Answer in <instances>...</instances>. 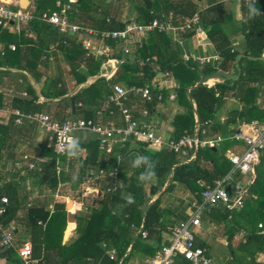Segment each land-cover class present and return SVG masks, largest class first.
I'll return each instance as SVG.
<instances>
[{
  "label": "trees",
  "instance_id": "trees-1",
  "mask_svg": "<svg viewBox=\"0 0 264 264\" xmlns=\"http://www.w3.org/2000/svg\"><path fill=\"white\" fill-rule=\"evenodd\" d=\"M102 1L104 3L101 2L102 4L95 7L88 0H79L78 4H72L67 15L68 21L72 26L77 25L81 28L74 35L71 34V31L61 32L58 27L43 20L44 13H52L58 10L56 0L35 1L32 11L35 18L21 33L19 40L15 34L5 30L1 31L0 28V40L6 46L12 42L17 45L15 51L7 47L0 51V65L3 67L25 70L35 75L38 80L39 76L36 73L42 60L47 62L50 57L57 58L62 54L71 68L69 75L72 76V79L70 81L60 73L56 77L50 78L45 84L40 91L45 99L44 103L39 102V95L30 84L26 90L32 97L15 101L16 106L22 108L24 112L47 114L52 120L60 123L76 120L80 117L100 123L99 120L104 118L113 120L114 117L121 116L119 108L110 101L116 85L128 89L145 86L151 88L152 101L145 103L142 102L140 95L133 91L130 92L126 104L132 108L136 118L142 114L143 109L147 108L151 111L159 102L167 101L172 95L171 91L176 86L177 103L185 109V112L175 117L177 139L194 130L196 120L192 101L196 104L200 133L204 131L206 134H202V138H228L235 130L232 126H239L242 121H264V100L259 103L264 87L263 61L251 59H246V62L237 61L238 53L227 45L226 35L222 38L223 41L218 43L222 60L217 67L210 64L199 66L192 60L185 61L183 43L176 41L171 33L159 29L148 32L140 40L123 41L104 37L103 33L105 32L125 30L128 23L115 22L108 15L106 7L112 0ZM63 2L68 3V0H63ZM137 3L138 15L134 23L144 25H149L158 19L163 23H172L176 27L186 17H191L200 11L192 2L172 4L169 0H137ZM249 4L247 9L252 19L245 23V30H249L246 33L248 45L245 53L260 58L264 52V0ZM218 10L219 6L211 7L202 13L205 26L211 27L210 38L215 42H217L218 24L215 23L216 20L212 21V15L216 11L218 13ZM96 11L99 15L94 14ZM90 18L95 21L94 28L91 30L95 34H90L87 31L90 29L80 23L82 20H89ZM256 18L261 20L258 21ZM29 33L34 34L35 38L28 37ZM80 35L88 36L89 38L86 39L92 38L94 40L95 38L97 40H94V43L91 42L92 44L101 41L102 44L115 52L123 51L125 53L126 48H132V50L130 49L124 61L122 60L124 56L113 55L121 64L112 78L99 77L94 83L85 85L70 95V91L86 84L90 78L101 76L103 65L108 59L113 58V56L107 55L97 56L96 50H91L85 46L84 38H81ZM191 36L192 34H183L182 38H191ZM244 62L247 66H244L242 76L235 86L229 87V83H227L217 85L218 88H210L207 85L192 88L203 77H207L218 70L231 72L236 63L242 68ZM167 73L169 76H166ZM160 77L162 78L160 79ZM168 80L172 81L174 86L171 88L162 87L164 84L161 83L163 81L166 83ZM230 88L235 89V94L232 96L242 103L243 108L240 111L232 110L226 122L222 123L219 120L218 112L224 103L225 90ZM218 90H220V95L217 96ZM46 107L49 110H46ZM132 138L135 137L129 139ZM115 142L111 140L105 147H101V140L98 139L91 151L86 149V155L80 157L78 162H72L71 167L74 168V172H66L65 174L66 178L73 180L75 184H80L86 177L92 176L94 171L103 170L104 175L108 177L113 170L117 169V180L123 181L122 187L115 188L113 185H108L110 188L101 198L99 208L95 209L89 218L87 230L70 245H62L63 234L67 226L68 212L66 206L57 203L53 213L45 207H29L24 218L28 227L25 231L24 240L18 241V235L14 233L11 247L0 246V259H5L8 264H23L18 250L25 243L32 245L33 258H41L43 261L41 263L44 264H47L49 255L51 256L52 253L57 259V263L54 264H125L129 260V257L125 258V256L130 247L131 256L140 253L143 248H145V252L153 253L151 254L153 257L157 255L158 252L150 251L151 245L148 242L141 240L139 236L134 241V237L144 211H146V227L155 214L154 208L145 207L148 198L145 191L146 185L151 183L153 179H158L163 184L162 182H165L171 174L172 168L180 163L177 158L178 154L168 149H163L158 154L153 152L154 155L149 157L152 164L145 166L134 161L136 160L134 156L120 159V156H124L128 151L129 140L121 141L122 143L120 141ZM235 143L239 144L237 141ZM71 145L64 155L58 154L54 144L50 149L42 151L47 159H44L45 161L42 163L41 174H35L39 182H48L54 189L58 187L59 161L61 158L70 157L69 155L74 150L71 149ZM205 157H210L214 162L213 169L210 170L212 173L209 179L211 185L216 180L224 179L233 168L232 163L227 160L217 145L199 150L197 159ZM174 170L175 180L178 178V181L188 184L199 181L197 180V172L199 171L196 163L183 164ZM255 174L253 183L247 186L248 195L245 197V205L242 210L235 211L233 215L223 205L213 207L210 210L214 212V216L217 212L216 217L221 221H226L232 217L228 231L231 233L228 242L230 245V264H264V259L259 261V256H264V236L259 235V225H264V151L260 164L255 167ZM237 176L243 177L241 174ZM239 177L236 179L246 184L245 179H239ZM21 189L22 187L14 182L0 184V208L3 206L6 208V212L0 215V225L4 226L5 223L18 220V212L23 206L21 203L23 200L20 198ZM204 189L202 187L201 191L203 192ZM128 193L131 194V200L124 196ZM151 194L154 196L156 191H152ZM4 197L9 200L7 205L2 202ZM121 205L124 208L122 213L118 215V206ZM235 235L240 238L237 243L234 242ZM196 245L203 247V243H199L198 239ZM112 249L117 251V256L114 259L111 258L110 254ZM122 259H124L123 263ZM173 264L190 263L183 255H178Z\"/></svg>",
  "mask_w": 264,
  "mask_h": 264
},
{
  "label": "crops",
  "instance_id": "crops-1",
  "mask_svg": "<svg viewBox=\"0 0 264 264\" xmlns=\"http://www.w3.org/2000/svg\"><path fill=\"white\" fill-rule=\"evenodd\" d=\"M6 1V5L11 9L13 7L24 9L22 8V0ZM35 1L36 0H28L29 7L25 10L33 11ZM78 1L79 0H74L73 4H78ZM88 1H90V3H93V7L104 3L102 0ZM169 1L172 4L192 2L198 7V10H200L196 14H199L200 16V26L204 29L205 34L200 35L195 33L194 31H189L187 33H177V35L175 36L172 34L173 38L176 41H181V43H183L182 45L184 46L185 54L190 55L192 57V61L199 66H202L204 64L200 63L197 60L198 58H212L215 56L220 57V47L218 43L223 41L222 38L225 35L227 37V45L232 47V50L234 52L238 53L237 61L243 60L246 62V59L259 60L245 53L248 45V37L246 33L249 31L245 30V23L247 20L252 19L247 9V6L250 4H248L245 0ZM137 4V0H112V2L109 3L106 7L108 15L112 17L115 22L124 24L135 22V18L138 15V10L136 7ZM218 6V13L216 11L212 15V21L216 20L215 23L218 24V32L216 35L217 42H215L210 38L211 27L205 26L204 21L202 20V13L208 11L211 7ZM94 14L99 15L98 11L94 12ZM256 20L260 21L261 19L256 18ZM80 23H82V26H85L90 30H92L94 28L93 26L95 25L94 19L91 18L89 20H82ZM28 25L29 24L22 25L20 31L8 32L15 34L19 40L21 38V33L25 30V28H27ZM1 31H3L2 28ZM71 34L74 35L75 33L71 32ZM183 34H192V36L191 38L185 37L184 39L182 38ZM80 36L81 38H84L85 46L87 48L88 43H94V40H97L95 38L94 40L92 38L86 39L89 38L88 36ZM28 37L35 38L34 34L32 33H29ZM97 42H95V44L91 43L92 45L89 46L91 50H96L97 56L100 55V52L107 56H113L116 54L119 57L122 55L124 56V58L122 59L123 61L125 59V56H127V54H125L123 51H120V53L117 51L115 52L110 47L102 44L101 41ZM10 45H15L17 47L16 43L14 42L6 46L4 42L0 40V51H3L5 47L10 49ZM130 49L132 50V48H129V50ZM262 56H264V52ZM53 57H50V60H48L47 62L42 60V63H40V65L38 66V71L36 73L39 76L38 80L35 78V75H32L25 70L7 68L3 67V65H0V184H5L8 182L19 184L22 187L20 191V198L21 200H23L21 202L23 206L18 212V220L9 222L8 224L5 223L4 226L2 224L0 225V237L4 231L14 228V232L18 235L17 237L19 238L18 241H23L25 238V231L28 229L26 223L24 222L27 208L45 207L47 210H51V212L53 213L55 205L57 203H62L66 206L68 212L67 226L63 234L62 245L68 246L87 230L89 218L91 217L93 211L99 208L101 198L110 188L108 187V185H113V187L115 188L122 187L123 181L121 179L117 180V172L115 176H111V173L114 170L108 177L104 175L103 170L99 172L94 171V173L92 172V176L90 175L89 177H86L80 184H75L73 180L66 178V172H74V168L71 167L72 162H78V159L80 157L86 155V149H88V151H91V149L96 144L95 142L98 141L96 135L90 132L82 131L76 133L75 135L74 143L71 145V149L73 148L74 150L73 153L69 155L70 157H65L63 159L61 158L59 161L61 166H58L57 171V173L59 174L58 187L54 189L48 182L42 183L37 180L35 174H41L43 165L42 163L47 159L46 155H44L42 151L44 149H50L53 146V142L50 140V134L38 123L23 119L22 123L18 124L16 122L17 117L16 115H14V112L19 111L26 115L38 113L24 112L22 108L16 106L14 103L19 99H30L32 97V95L28 94V91L26 90L27 86L30 84L33 86V89L36 90L37 95H39V102L44 103L45 99L42 97L40 91L42 90V88H44L45 84L48 83L50 78L56 77L58 74L62 73L64 78L66 77L69 81L72 79V76L69 75L71 68L66 63L64 56L61 54L57 58ZM112 59H116V57L113 56ZM221 60V57L219 61L211 59L210 62L206 64L217 67L218 63ZM245 62L242 64V68L241 65L236 63L234 70L232 69L231 72H223L226 74H239V78L237 80L223 81L213 79L204 85H207L210 88H218L220 84L227 83H229V87L235 86L237 81L242 76L244 66H247ZM118 63L121 64L119 60ZM120 64H118V66H120ZM109 70H111V66L106 65L105 63L102 67L101 74ZM216 72L222 71L218 70ZM99 77L101 76L90 78L86 84L77 87L74 91H70L69 94L71 95L73 93H76V91H78L83 86L94 83ZM161 78L162 77H160V79ZM164 82L165 81L161 83L164 84L162 87L171 88L172 86H174V83L170 80H168L166 83ZM175 89L172 90L174 92L171 91V94L176 96ZM217 94L220 95V90L217 91ZM234 94L235 89L233 88L225 90L224 103L222 105V108L218 112L219 120L222 123L226 122L232 110L236 109L240 111L243 108L242 103H240L238 99H235L232 96ZM176 98L171 99V97H169L167 101L164 102L163 100L159 102L158 105L151 111L146 108V110H148L147 116H143V114H140L137 116V118H135L140 122H145L146 124H148L151 130H153L158 136H161L164 140H178L176 138L177 129L175 126V117L178 114L185 112V109L178 105ZM263 100L264 87L262 88L259 103L263 102ZM192 103H194V117L196 120V124L194 126L193 132H191L190 134L193 136L197 135L196 137H198V140L200 141L213 139L201 137L202 134H206L204 131L200 133V124L198 115L196 113V104L194 101H192ZM45 109L49 110V108L47 107ZM78 119L84 118L80 117ZM103 120H99V122L107 126H125V123L121 116L114 117L113 120H108L106 118H104ZM242 122L239 123V126ZM239 126H232V128H235L236 130V128L238 129ZM232 134L228 138L226 137L227 139L221 137L223 141H221L217 145L221 148V151L226 156L227 160H229V157L227 156L229 152L242 153L245 149V146L242 142L236 144V141L234 142V140H231ZM128 140V151L124 156H120V159L134 156V159H136L134 161L138 163L140 162L141 165L148 166L152 164V160L149 157L153 156L154 153L158 154L157 148L153 147L155 149H151L152 146H150L147 142L137 138H128L127 141ZM82 146H84V148H82ZM207 148L212 147L200 146L198 148L195 147L192 149L187 148L185 154H178L177 158L180 160V163L172 168L171 174L165 182H162L163 184H161L158 179H153L151 183H148L146 185L145 191L148 198L146 200L145 207L154 208L155 214L151 217V222H149L148 227H146V211H144V213L142 214V219L139 222L134 241L139 236L141 240L146 241L151 245L150 251L152 252H159L161 248L168 247L172 244L173 229L177 224L186 222L191 219L193 213L199 206L202 205L203 202L201 196V188H205L206 186L211 185V183L209 182L210 176L212 174L210 170L213 169L212 166L214 162L210 157L197 159L199 150ZM163 149L165 148H160L159 152H161V150ZM137 158L140 159L137 160ZM195 163L199 171L197 172V180H199L198 182L188 184L186 182L178 181V178L175 180V168L183 164L190 165ZM31 165H33V167H31ZM237 175L236 178L239 177ZM240 178L245 179L244 176L239 177V179ZM152 191H156V194L154 196H152L151 194ZM124 196H126V198L130 200L132 199L131 194L129 193L125 194ZM123 208L124 207L122 205L118 206V215L122 213ZM210 210H205L202 213V224L201 227L197 230L198 242L203 243V247L207 249V252L214 258L217 264H230V252L227 251L226 248L230 250V245L228 242L231 237V233L228 232V225H230L232 217H230V219L226 221H221L216 217L217 212L214 216V212ZM238 211L240 210H236V212ZM71 225H74V228L70 232L69 237H67L66 233L70 229ZM143 231L147 233L146 237L142 235ZM239 240V236L235 235L234 242L237 243V241ZM144 250L145 248H143L140 253L131 256L132 252L130 247L125 256V258L129 257V260L125 264H151V258H153V255L151 254L153 253L145 252ZM112 251H115L116 257L117 251L115 249H112L110 252ZM261 256L263 255L259 256V260H261ZM124 259L121 260L122 263ZM41 262H43L41 258H33L31 264H44ZM54 263H57V259L56 256L52 253L51 256L49 255L47 264ZM0 264H8V262L5 259H0Z\"/></svg>",
  "mask_w": 264,
  "mask_h": 264
},
{
  "label": "built area",
  "instance_id": "built-area-1",
  "mask_svg": "<svg viewBox=\"0 0 264 264\" xmlns=\"http://www.w3.org/2000/svg\"><path fill=\"white\" fill-rule=\"evenodd\" d=\"M248 4L255 3L257 0H245ZM74 0H68V3H64L63 0H56L57 11L52 13L46 12L43 14V20L55 27H58L61 32L80 31L79 26H72L68 21V12L72 7ZM5 0H0V28L7 31H20L21 26L33 20V16L22 10H12L6 5ZM159 29L166 31L174 36L177 33H187L194 31L197 34H205L204 29L200 26L199 14H194L191 17H186L181 25L173 26L171 23H163L158 19L154 20L149 25L128 23L125 30L112 31L103 33L104 37H111L113 39H119L127 41L129 39L140 40L148 32ZM90 34H95L91 30H87ZM88 43V48L91 46ZM10 50L15 51L16 46L10 45ZM99 52V51H98ZM130 50L125 49V53L128 54ZM103 53L100 52L99 56ZM104 55V54H103ZM185 61H191L192 57L188 54L183 56ZM219 61L220 57L215 56L212 58L203 57L197 60L206 64L210 60ZM106 65L111 66V70L101 74V77L110 79L114 76L118 68L117 59H108ZM166 76H169L167 73ZM135 92L140 95L142 102L152 101V90L149 86L143 88L132 87L128 89L121 85L114 87L113 95L110 97V101L119 108L121 117L125 123V126H107L101 123H97L93 120H68L64 123L52 120L47 114H23L19 111L14 112L16 115V122L21 124L23 119H27L31 122H36L41 125L49 134L50 140L55 145L58 154H66L68 148L74 143L75 135L78 132H90L97 136L101 140V147H105L108 142L114 140L116 142L126 141L130 137H135L140 140H144L150 146L155 148H165L176 154H185L186 149L202 147H215L222 139L211 140H198V137L189 133L185 134L178 140H164L161 136H158L148 124L138 121L132 108L128 107L126 102L128 101L130 92ZM219 94H217L218 96ZM171 99H175V95L170 96ZM143 116L148 115V110H142ZM231 140L242 142L245 149L242 153L229 152L228 157L232 163L231 172L222 180H216L213 185L205 187L202 196V205L197 208L193 213L191 219L186 222L177 224L173 229L172 244L168 247L162 248L157 255L151 258V264H173L174 259L178 255H183L190 264H217L212 256L207 252V249L202 246H197V230L202 224V213L205 210H210L213 207L223 205L229 212H235L236 210L243 209L245 205V197L248 195L247 186L253 183L256 177L255 167L260 164L261 156L264 151V121L253 120L251 122L243 121L235 133L231 136ZM33 167V165H31ZM115 169L111 176L116 175ZM241 174L245 177L246 184L241 180L236 179V175ZM4 205L9 203L7 197L2 199ZM6 212V208L3 206L0 208V215ZM14 228L6 230L1 235L0 246L11 247L14 239ZM144 237L147 236L145 231L142 232ZM259 235L264 236V225H259ZM242 237L244 235L242 234ZM19 257L24 264H31L33 261V247L30 243H25L18 250ZM111 258H115V251H112ZM262 261V260H259Z\"/></svg>",
  "mask_w": 264,
  "mask_h": 264
},
{
  "label": "water",
  "instance_id": "water-1",
  "mask_svg": "<svg viewBox=\"0 0 264 264\" xmlns=\"http://www.w3.org/2000/svg\"><path fill=\"white\" fill-rule=\"evenodd\" d=\"M28 7H29L28 0H22V8L28 9ZM257 59L264 62V56L257 58ZM238 78H239V74L234 75V74H226L223 72H216V73H213V74L203 78L197 85H194L192 88H196V87H199L201 85H204L213 79L214 80L218 79V80L228 81V80H237Z\"/></svg>",
  "mask_w": 264,
  "mask_h": 264
},
{
  "label": "rangeland",
  "instance_id": "rangeland-1",
  "mask_svg": "<svg viewBox=\"0 0 264 264\" xmlns=\"http://www.w3.org/2000/svg\"><path fill=\"white\" fill-rule=\"evenodd\" d=\"M5 2L7 3V1L5 0ZM12 10H15V11H18V10H22V11H25V12H27V13H29V14H31L32 16H33V20H34V18H35V16H34V14H33V12L32 11H27V10H25V9H19V8H12ZM32 20V21H33ZM32 21H30V22H32ZM30 22H28V23H25V24H29ZM25 24H23V25H25ZM59 73V72H58ZM151 149H155V148H153V147H151ZM157 151H158V153H159V151H160V148H157ZM228 156V155H227ZM71 208V207H70ZM229 226V225H228ZM226 250L227 251H229L230 252V250L229 249H227L226 248ZM263 259H264V256H261V260L263 261Z\"/></svg>",
  "mask_w": 264,
  "mask_h": 264
},
{
  "label": "bare ground",
  "instance_id": "bare-ground-1",
  "mask_svg": "<svg viewBox=\"0 0 264 264\" xmlns=\"http://www.w3.org/2000/svg\"><path fill=\"white\" fill-rule=\"evenodd\" d=\"M74 228V225H71L70 226V229L67 231V233H66V236L67 237H69V235H70V232L72 231V229Z\"/></svg>",
  "mask_w": 264,
  "mask_h": 264
},
{
  "label": "clouds",
  "instance_id": "clouds-1",
  "mask_svg": "<svg viewBox=\"0 0 264 264\" xmlns=\"http://www.w3.org/2000/svg\"><path fill=\"white\" fill-rule=\"evenodd\" d=\"M140 158H137V160H139ZM131 202V201H130Z\"/></svg>",
  "mask_w": 264,
  "mask_h": 264
}]
</instances>
